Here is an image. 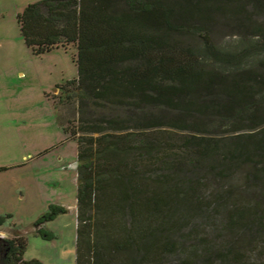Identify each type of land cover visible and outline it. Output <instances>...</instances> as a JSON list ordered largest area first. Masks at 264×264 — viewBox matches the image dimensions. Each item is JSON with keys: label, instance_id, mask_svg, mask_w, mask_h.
<instances>
[{"label": "trees", "instance_id": "obj_1", "mask_svg": "<svg viewBox=\"0 0 264 264\" xmlns=\"http://www.w3.org/2000/svg\"><path fill=\"white\" fill-rule=\"evenodd\" d=\"M262 14L264 0H43L18 17L33 53L77 50V78L60 87L78 112L64 128L78 150L76 264H161L172 255L178 264H245L231 242L200 237L219 221L237 243L264 239L258 186L204 193L236 168L264 183V42L232 52L209 36L234 25L264 40L252 20ZM189 36L201 44L186 45ZM242 124L250 132L237 134ZM225 125L235 135L222 139L215 132ZM68 209L50 204L30 228L51 237L45 223ZM7 232L0 264H41L23 260L20 230Z\"/></svg>", "mask_w": 264, "mask_h": 264}, {"label": "rangeland", "instance_id": "obj_2", "mask_svg": "<svg viewBox=\"0 0 264 264\" xmlns=\"http://www.w3.org/2000/svg\"><path fill=\"white\" fill-rule=\"evenodd\" d=\"M41 1L0 0V218L10 216L3 227L0 225V233L13 227L23 233L26 262L76 264L77 171L71 166L78 160V150L75 139L64 128L76 125L78 112L77 103L61 100L60 87L77 78L73 57L77 50L73 45L60 46L39 55L25 44L18 17L27 6ZM252 20L264 25L263 14ZM209 36L216 46L232 52L241 51L248 44L264 42L262 34L255 35L249 27L234 25L216 26L209 31ZM183 40L192 47L202 42L197 36ZM262 58L264 52L258 55V59ZM241 128L237 134L250 132L246 124ZM215 133L222 139L235 135L232 127L226 125ZM249 170L236 168L232 180L210 181L205 195L209 196L212 188L221 191L235 184L241 187H252V184L264 193V183L251 182ZM50 204H65L73 207V211L46 222L45 230L53 234L46 238L30 226ZM96 217L91 220L93 229L97 226ZM218 218L224 219L223 215ZM219 225L200 228V237L212 240L217 235V242L221 237L227 244L232 243L231 247L241 253L245 264H264V239L258 237L259 241L251 244L237 243ZM192 238L191 246L196 237ZM179 259L165 256L161 264H178ZM212 262L216 264L214 259Z\"/></svg>", "mask_w": 264, "mask_h": 264}, {"label": "water", "instance_id": "obj_3", "mask_svg": "<svg viewBox=\"0 0 264 264\" xmlns=\"http://www.w3.org/2000/svg\"><path fill=\"white\" fill-rule=\"evenodd\" d=\"M76 166H77L76 163H74V165L71 166V169H75ZM72 209H73V207H69V209L66 213L72 212L73 211ZM3 237H6V236L0 234V238H3Z\"/></svg>", "mask_w": 264, "mask_h": 264}, {"label": "flooded vegetation", "instance_id": "obj_4", "mask_svg": "<svg viewBox=\"0 0 264 264\" xmlns=\"http://www.w3.org/2000/svg\"><path fill=\"white\" fill-rule=\"evenodd\" d=\"M74 170H77V166L75 167V169ZM4 222V221H3ZM1 227H3L2 225H1ZM6 231H8V230H5V231H3L2 233H4L5 235L8 233V232H6Z\"/></svg>", "mask_w": 264, "mask_h": 264}, {"label": "crops", "instance_id": "obj_5", "mask_svg": "<svg viewBox=\"0 0 264 264\" xmlns=\"http://www.w3.org/2000/svg\"><path fill=\"white\" fill-rule=\"evenodd\" d=\"M0 234H2V235H4V236H5V234H4V233H2V232H1Z\"/></svg>", "mask_w": 264, "mask_h": 264}]
</instances>
